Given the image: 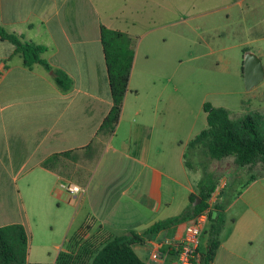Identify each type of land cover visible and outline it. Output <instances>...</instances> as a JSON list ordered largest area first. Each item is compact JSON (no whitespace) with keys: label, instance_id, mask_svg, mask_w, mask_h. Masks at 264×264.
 Here are the masks:
<instances>
[{"label":"crops","instance_id":"crops-1","mask_svg":"<svg viewBox=\"0 0 264 264\" xmlns=\"http://www.w3.org/2000/svg\"><path fill=\"white\" fill-rule=\"evenodd\" d=\"M225 6L191 4L179 21L189 23ZM159 7L165 12L161 20ZM169 9L173 13V0H0V26L44 46L41 57L50 66H25L14 46L0 38V59L7 65L0 78V226H24L28 262L56 264L60 252H77L100 232L142 235L155 222L182 213L190 195L198 196L200 186L213 177L210 159L191 151L189 168L183 157L187 142L205 128L206 113L193 115L185 95L187 108H169L173 69L167 64L174 53L170 27L175 23ZM101 25L126 33L133 50L122 110L109 134L98 133L111 106ZM223 35L213 24L195 28L184 37L183 48L202 42L211 55L221 57L222 49L210 46ZM251 43L246 38L236 47L244 53ZM55 69L72 79L69 89L56 83ZM200 159L206 161L205 170ZM192 168L197 169L195 178ZM234 175L241 179L244 173ZM261 178L226 207L211 264H264ZM68 183L80 191L69 192ZM219 187L218 201L225 191ZM250 213L258 219L257 227H251ZM190 219L143 236L134 251L149 264H178L173 245ZM205 229L199 253L207 247ZM154 252L160 257L153 258Z\"/></svg>","mask_w":264,"mask_h":264},{"label":"trees","instance_id":"trees-1","mask_svg":"<svg viewBox=\"0 0 264 264\" xmlns=\"http://www.w3.org/2000/svg\"><path fill=\"white\" fill-rule=\"evenodd\" d=\"M0 38L8 40L14 46V51L22 56L25 66L40 63L50 69L48 63L41 57L45 50L44 46L24 40L16 34L7 32L1 26ZM100 39L110 85L111 106L98 128V133L109 134L113 132L120 117L132 66L133 50L131 39L126 33L103 25L100 27ZM53 76L62 89L67 90L72 86V79L64 71L55 69ZM202 107L206 113V126L187 142L183 155L186 166L192 167L190 154L194 151L196 157L204 156L210 160L233 157L238 168L249 169L256 165L264 167V111H257L234 120L225 107L215 106L209 102H204ZM199 164L203 170L206 169V161L200 159ZM263 175L264 173L249 172V177L241 183L235 193H227L224 198L214 203L204 232L207 235V247L204 252L199 253L196 264L212 263L220 244L226 207L251 181ZM217 185V180L211 177L204 186H200L198 191L200 201L196 205H192V202L197 196L192 194L189 206L182 213L155 222L142 235L131 233L113 236L100 232L85 240L77 252H60L56 264H149L136 254L133 245L143 242V236L193 218L207 206V200ZM86 225L87 221L83 226ZM28 242L29 236L21 223L0 226V264H42L27 261Z\"/></svg>","mask_w":264,"mask_h":264},{"label":"rangeland","instance_id":"rangeland-1","mask_svg":"<svg viewBox=\"0 0 264 264\" xmlns=\"http://www.w3.org/2000/svg\"><path fill=\"white\" fill-rule=\"evenodd\" d=\"M231 1L173 0V13L170 9L168 11L169 18L172 14V18L175 20V23L170 27L174 32V53L167 64L169 68L172 67L173 69V80L170 84L173 97L172 101L169 102V108L176 111L180 108H187L183 107V100L187 102V99L192 114H199L202 118L204 110L201 102L204 101L227 108L234 120L257 111H264V77L250 90H246L241 73L243 53L241 46L236 47L246 38H250L252 43L248 49L260 57L264 68V0H245L242 6H225ZM203 3H222L225 7L212 15L199 17L189 23L179 21L189 13V5H201ZM164 13L163 9L159 7L160 20ZM210 24L216 25L218 29L224 32L221 40H217L216 44L213 40V46H210L213 49H222L221 57L217 54L211 55L209 46L202 42L183 48V42L186 41L184 40L185 36H192L195 28L203 30L205 26ZM257 37H263L258 44L254 43ZM182 95H185L186 99ZM208 169L211 170L214 179L217 180L220 193L221 190L223 191L221 187L224 186L223 198L225 192L231 194L234 189H238L241 183L249 177V172L250 174L264 173V167L261 165L249 169L247 167L238 168L233 157L211 160L208 163ZM237 170L244 173L241 179L239 177L237 179L234 175ZM196 171V168H192L194 178L197 174ZM259 182L260 187L264 188V175ZM218 194L216 191L211 195L209 199L211 204L214 205L218 201ZM229 218L230 212L227 213V219L229 220ZM250 225L251 227L258 226V219L252 213H250ZM204 240L205 235L201 236V244Z\"/></svg>","mask_w":264,"mask_h":264},{"label":"built area","instance_id":"built-area-1","mask_svg":"<svg viewBox=\"0 0 264 264\" xmlns=\"http://www.w3.org/2000/svg\"><path fill=\"white\" fill-rule=\"evenodd\" d=\"M6 68V61L0 59V78ZM65 188L69 192H78L81 189L80 186L74 183H68ZM209 199L207 200V206L186 223L182 238L173 245L178 264H196L199 259L198 245L200 236L205 227L208 226L209 214L213 207ZM152 257L158 258L160 253L154 252Z\"/></svg>","mask_w":264,"mask_h":264},{"label":"water","instance_id":"water-1","mask_svg":"<svg viewBox=\"0 0 264 264\" xmlns=\"http://www.w3.org/2000/svg\"><path fill=\"white\" fill-rule=\"evenodd\" d=\"M242 76L246 90H250L253 86L258 84L264 77V68L260 57L247 49L242 56ZM200 201L197 196L192 202L196 205Z\"/></svg>","mask_w":264,"mask_h":264}]
</instances>
